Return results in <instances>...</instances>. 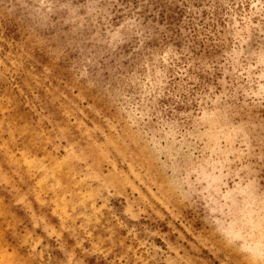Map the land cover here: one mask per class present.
Listing matches in <instances>:
<instances>
[{
	"label": "rangeland",
	"instance_id": "374dc122",
	"mask_svg": "<svg viewBox=\"0 0 264 264\" xmlns=\"http://www.w3.org/2000/svg\"><path fill=\"white\" fill-rule=\"evenodd\" d=\"M0 264H264V0H0Z\"/></svg>",
	"mask_w": 264,
	"mask_h": 264
}]
</instances>
